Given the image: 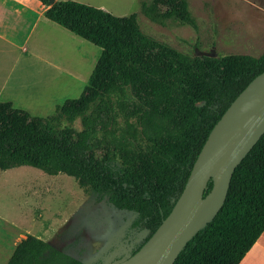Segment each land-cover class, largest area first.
<instances>
[{"label":"water","instance_id":"1","mask_svg":"<svg viewBox=\"0 0 264 264\" xmlns=\"http://www.w3.org/2000/svg\"><path fill=\"white\" fill-rule=\"evenodd\" d=\"M185 1V21L150 20L164 29L143 34L169 50L172 90L183 64L190 74L208 60L248 64L235 103L246 108V126H233L231 139L209 137L193 164L168 159L167 175L147 176L149 120L116 86L70 113L63 101L13 104L30 125L0 128V264H184L196 242L227 223L218 210L264 135V0H211L215 20L204 31L194 29L196 0Z\"/></svg>","mask_w":264,"mask_h":264},{"label":"flooded vegetation","instance_id":"2","mask_svg":"<svg viewBox=\"0 0 264 264\" xmlns=\"http://www.w3.org/2000/svg\"><path fill=\"white\" fill-rule=\"evenodd\" d=\"M186 6L185 0H153L141 6L137 2L136 9L119 19L103 16L93 28V33L103 40L93 71L79 89L73 88L74 92L70 93L72 89L65 95L61 105L63 113L84 110L112 86L129 96L133 114L138 109L145 111L149 120V152L144 166L147 176L167 175L168 159L170 164L171 159H176L177 167L193 164L209 137L217 139V135L224 133L225 137L228 133L231 139L232 127L239 125L241 129L246 123L244 105L235 108L250 81L248 64H240L242 60H208L204 66L195 65L192 74L185 72L183 64L177 89H171L169 50L143 33L163 31L157 25H146L150 20L175 17L185 21ZM194 7V29H212L214 3L196 0ZM27 116V112L14 108L13 102H0V128L5 131L27 129ZM23 160L38 163L29 156ZM237 171L239 177L231 185L226 205L218 210L229 216L227 223L196 242L198 247L184 264H228L254 244L257 225L264 222V135L242 159Z\"/></svg>","mask_w":264,"mask_h":264},{"label":"crops","instance_id":"3","mask_svg":"<svg viewBox=\"0 0 264 264\" xmlns=\"http://www.w3.org/2000/svg\"><path fill=\"white\" fill-rule=\"evenodd\" d=\"M72 1L100 9L109 8L111 12H116L113 3L119 0ZM132 1L133 6L127 12L138 2V0ZM47 8L39 0H0V66L5 67L8 60H14L15 66L19 62L25 63L26 60H38L50 64V60L83 59L87 60V63L81 69L82 72H87L89 68L93 69L101 54L100 46L46 18ZM116 16L123 17L126 13L114 15ZM81 40H85L91 47L84 46ZM12 69L4 75V80L11 77ZM0 83L4 85L3 81ZM67 86L69 87L70 83L59 87L58 90H63ZM239 264H264V231Z\"/></svg>","mask_w":264,"mask_h":264},{"label":"rangeland","instance_id":"4","mask_svg":"<svg viewBox=\"0 0 264 264\" xmlns=\"http://www.w3.org/2000/svg\"><path fill=\"white\" fill-rule=\"evenodd\" d=\"M116 7V12H111L109 8L102 9L116 15L130 14L136 9L137 3L132 10L127 12L132 6V0H119L113 3ZM110 7V6H109ZM126 8V9H125ZM125 9V10H124ZM108 13V14H109ZM117 17V16H116ZM74 22H78L74 20ZM98 21L96 24H99ZM95 23L80 21L79 26L88 33L95 35L92 28ZM98 37V36H97ZM75 38V37H73ZM84 46H90L85 40L82 41ZM91 47V46H90ZM14 60H8L5 67L0 66V82H4L2 86L0 83V102L13 104H21L32 101H63L73 88L79 89L93 69H87V72H82V68L87 63V60H50V64L40 62L38 60H26L25 63L19 62L15 66ZM89 61V60H88ZM11 77L4 80V75L11 69ZM62 68L63 70H59ZM80 75V76H79ZM79 76V77H78ZM77 78V80H75ZM70 83V86L63 90H58L59 87ZM82 83V84H81ZM80 85V86H79ZM74 89L70 92H74Z\"/></svg>","mask_w":264,"mask_h":264},{"label":"trees","instance_id":"5","mask_svg":"<svg viewBox=\"0 0 264 264\" xmlns=\"http://www.w3.org/2000/svg\"><path fill=\"white\" fill-rule=\"evenodd\" d=\"M39 1L43 5L48 7L45 12L46 18L70 30L71 32L78 35L79 37L91 43L97 44L98 46H103L102 38L98 36L97 34L95 35H97L98 37L80 28L79 26L80 21L97 23L105 15H108L110 18H115V19L122 18V17L111 16L108 13L104 14L102 9L98 7L79 3L76 1H72V0H54L53 3H50V0H39ZM74 20L79 21V23L74 22ZM91 30L93 32V28ZM263 231H264V222L257 225L255 238L253 242L259 238V236L262 234ZM250 247L251 245H249L244 252L240 253L236 258H234L228 264H239L241 260L243 259L246 251H248Z\"/></svg>","mask_w":264,"mask_h":264}]
</instances>
